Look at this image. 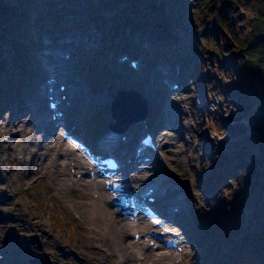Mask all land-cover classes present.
<instances>
[{"label": "rangeland", "instance_id": "1", "mask_svg": "<svg viewBox=\"0 0 264 264\" xmlns=\"http://www.w3.org/2000/svg\"><path fill=\"white\" fill-rule=\"evenodd\" d=\"M128 1L130 4H125L123 0H37L22 11L20 22L17 21L12 30V41L0 49L5 65L0 76L7 77L8 72L13 70V73H18L17 77L10 76L14 80L12 88L7 87L8 83L0 95V264H30L37 258L48 259L51 264H199V260L193 259L195 249L204 239L201 240L200 235V240L193 239L201 226L189 217L188 199L198 202L212 220H220L219 205L224 206L227 196L236 202L242 201V230L245 236L256 238L264 234V209H260L264 205V188L263 192L256 193L248 189L246 194L241 195L235 191V183L225 190L219 187L215 177L219 151L227 153L232 142L238 138L248 148L243 160L249 165L261 155L264 149V103L253 102L255 104L250 112L242 114L246 107L244 98L237 92L229 95L226 88L234 86V81H240V75L220 64L229 61L228 49L211 54L213 64L209 61L211 59L199 52L212 42L207 39L205 24L201 21L207 0H195L197 4L194 7L192 3L179 7L180 18L171 17L170 4L149 10L151 4L144 0ZM146 9L149 10L146 17L160 15L161 19H167L170 30L176 35L168 56L152 63L149 62L152 48L149 40L163 35L159 31L154 33L151 27L146 28L147 25L135 27L139 19H130L134 12L139 15ZM238 11L242 15L239 23L242 36L245 33L244 17L249 19L253 15L243 4ZM231 33L228 30L225 32L228 41L234 37ZM21 39L25 40L22 41L24 57L16 55L19 49L17 40ZM66 52L73 53L69 61L63 59ZM124 55L138 59L139 70L128 68L130 60L123 63L117 61ZM61 61L64 64L56 68L54 74L59 78L64 70L70 73L74 103L68 112L70 116L82 114L72 127L73 135L84 142L67 135L54 118L56 133H65L68 141L80 147L78 154L85 155L90 167L94 160L92 155L98 152H86L87 143L104 134L101 130L110 124L103 118L106 113L111 116L110 106L117 89L139 93L144 98L148 116L153 114L149 107L151 103L162 101L150 124L147 125L148 119L143 120V124L154 130L159 140V153L163 159L158 160L155 154L151 160L156 169H163L151 171L152 180L145 181L148 173L136 174L138 179H144L137 184L132 182L133 176L125 174V182L141 193L147 185H153L160 198L169 200V208L177 209L178 218L174 226L185 242L183 253L176 256L165 250L159 239L161 233L151 227L143 228L140 222L131 224L123 236L124 241L136 242L138 246L132 251L126 246L127 251L124 250L125 243L113 231L93 226L88 212L85 210L84 213L83 209L76 207L71 193L54 180L55 174L60 173L56 168L57 160L44 157L35 167L32 165L35 153L41 151L36 143L29 140L33 127L27 123V117L32 112L36 118L50 116L45 103V92L49 88L45 86V81L50 79L54 69L48 72L44 68L54 67ZM198 63L201 67L196 65ZM174 83L178 84V90L171 89ZM145 95L151 97L145 99ZM100 96L103 99L97 101ZM169 110L170 115L167 113ZM97 115L100 117L99 126L105 125L104 128L91 127L98 124ZM234 123H241L244 127L240 137L235 138L233 132L229 134L225 129ZM168 124H172L173 128H169ZM16 125L18 127L15 128ZM12 128L20 130L18 138L11 136ZM234 150L240 151L239 144ZM36 168L40 173L32 174ZM125 169L127 167L122 169L124 173ZM41 170L46 174L43 175ZM260 170L264 175V168ZM219 182L226 184L228 181L219 178ZM245 186L249 187L248 184ZM105 189H108L106 180ZM168 189L172 192L169 193ZM94 192L104 195L103 188L99 186ZM116 216L118 221L123 217L120 213ZM212 227L214 229L210 230V234L203 237L207 242L212 241L215 247L219 243L215 236L216 224L211 223L205 228L209 230ZM91 229L94 231L91 232ZM141 230L140 239H136L135 235L133 237V232ZM151 232L158 239L150 236ZM229 244L221 245L218 256L223 259L219 264H264V241H260L261 257L258 261L254 260L255 245H247L241 250L243 258H238V249L230 250ZM141 245H148L151 251L140 249ZM160 254L169 259L159 260ZM231 257H235L233 262Z\"/></svg>", "mask_w": 264, "mask_h": 264}, {"label": "trees", "instance_id": "2", "mask_svg": "<svg viewBox=\"0 0 264 264\" xmlns=\"http://www.w3.org/2000/svg\"><path fill=\"white\" fill-rule=\"evenodd\" d=\"M123 1L125 4H130L128 0ZM144 1L151 4L149 10H154L161 6H165L166 4H170V10L173 12L171 17L175 18H180V15L182 14L181 12H178L179 7H187L188 3H192L193 7L194 4H197L195 3V0ZM36 2L37 0H0V49L2 46L8 44L9 41H12V37H14L12 30L14 29L16 22L20 20V17L23 14L22 11L34 5ZM242 4L252 12L253 17L249 19L246 16L244 17L245 33L241 36L239 23L242 15H240L238 8ZM198 5L200 6V3H198ZM149 10L146 9L142 14L140 12L139 15L134 12L130 19H139L135 25L133 24L135 27L139 25H147L146 28L151 27V30L154 33L158 31L162 33L163 37L154 39L157 41V44H154L153 49L150 52L153 59H159L162 58V55L167 54L169 47L173 48L176 35H174L175 31L172 32L170 30L167 19H161L162 16L160 15L146 17ZM201 17V21L205 24L204 33L207 35V39L212 40V42L205 45L203 49L201 48L199 52L204 54V57L211 59L209 61L213 64L214 57L211 56V54L213 55L214 52L217 53L220 49H228L229 61L220 64L231 69L233 73L238 72L240 75V81H234V86H228L226 88L227 91L230 92L229 95L237 92V95L244 98L246 107L242 111V114L246 115L254 106L255 103L253 104V102L262 101L264 103V0H207ZM227 30L232 32L231 35H234L229 41L225 36ZM17 41L19 49L17 50L16 55L24 57V42H22L24 39ZM150 42L153 41L150 40ZM14 66L16 68L18 67L16 65ZM198 66L201 67L200 63H198ZM3 67H5V65L3 64L0 55V73L1 70H3ZM13 72L14 70L10 73L8 72L7 77L0 76V95L4 90L3 87L8 83L7 87L12 88L13 85H11V83L14 80H11L12 78L10 76H18V73ZM221 91L224 94L223 89H221ZM225 129L229 134L230 132H233L235 138L236 136L240 137L244 132V127L241 123L230 124ZM238 144L240 151L235 152L234 148ZM247 151L248 148H246L245 142L239 138L232 142L227 153H225L226 151H219V161L217 162L214 171L219 187H223V189L226 190L227 186L235 183V191H238L241 195L246 194L248 189L251 192L253 191V193L263 192L264 175L261 173L260 169L264 168V149L261 150V155L259 157L252 160L251 165L243 160V157L247 155ZM219 178H221L222 181L227 180L228 182L223 184V182H219ZM245 184H248L249 187L247 188ZM221 201H223V199ZM224 201V206L221 204L219 205V210H221L220 220H212L211 217L206 216L200 204H195L189 200L191 216L197 225L201 226V230L197 229L198 235L207 236V234H210V230H213L214 228L212 227L208 230L205 227H209L211 223L212 225L213 223L216 224L215 236L217 240H219V243L215 244V247H213V242L208 246L205 245V247H203V255H201L202 263L219 264L223 258L218 256V251L223 243H230V250L233 248L238 249L236 254L238 258H243L241 250L245 249L247 245H255L256 251L254 250V254L256 255V258H254V260L257 259L258 261L261 257V250L259 247L260 241H264V234H262V236L258 235L256 238H253L250 235L245 236V231L242 230L243 209L241 206L243 202H236L228 198V196ZM260 209H264V205H261ZM204 225L207 226L204 227ZM194 238L198 240L200 236L199 238L194 236ZM199 253L200 250L198 249V254ZM234 259L235 257H231L230 261L233 262Z\"/></svg>", "mask_w": 264, "mask_h": 264}, {"label": "bare ground", "instance_id": "3", "mask_svg": "<svg viewBox=\"0 0 264 264\" xmlns=\"http://www.w3.org/2000/svg\"><path fill=\"white\" fill-rule=\"evenodd\" d=\"M61 64H64V62H59L56 66L51 68H44L46 71L49 72L50 69H54L53 73L56 71L55 69L60 67ZM73 93V92H72ZM149 94V93H148ZM76 95V94H75ZM145 99H149L151 95H145ZM103 99V96H100L97 98V101H100ZM71 100L73 101L74 98L71 96ZM62 101H58V107H61ZM162 101L159 103H151L149 106L152 108L153 114L151 116H148L145 119L147 120V124L149 125L152 116H156L155 112L159 109ZM155 109V111H154ZM64 110L66 111L65 114V120L63 125V130L67 135H73L74 134V128L73 125L76 124L77 120L81 118L82 114L75 113L74 115L70 116L69 112L67 111L66 107H64ZM30 112V111H28ZM170 110L167 112L170 115ZM115 114V111H114ZM112 115V114H111ZM118 118L122 119L121 112L118 111L116 113ZM18 118V117H17ZM16 118V119H17ZM21 118V116H19ZM54 116L53 115H45L41 118H36L34 112L31 113L27 117V123L30 124L33 127V130H31V133L29 134V140L33 143H36L38 149L41 151L40 153H35L34 156V164L32 165L35 167L37 162H42L44 157H48L49 159H55L57 160V170H60V173L55 174L54 180L58 181L59 184L67 191L71 193L72 198L75 200V206L78 208L83 209V212L85 213V210L89 214V219L93 226L97 228H103L106 230L113 231L117 237H119L122 242L125 243V246L123 247L124 250H126V246L129 248L130 251L134 249V247H137L138 245L136 242H127L124 241L125 232L127 231L128 227L131 226L128 221H126L123 218H119L120 221L116 219V215L118 214L115 206L112 202V197L109 192V189H105V175L101 173L100 169L93 170V167H95V163H91L92 167H89V162L87 161L85 155L83 153L78 154L80 152V147L76 146L72 142L68 141L66 139L65 133H56L57 124L54 123ZM57 120V119H56ZM103 120L106 123H111L112 117L105 114ZM129 118L126 119L123 118L121 120V124L128 122ZM17 121V120H16ZM20 121V120H18ZM62 122V120H59ZM70 121V124H69ZM132 120L130 123H133L131 126L126 127L125 131H119L116 129H113L112 127H109L108 131H106V134L100 137H95L93 141L91 140V144L94 146V149H96L99 153H108L111 151L110 149H102L103 146H106L109 144V139L115 138L116 141H114V144L117 147H121V150L119 151L121 153V156H124L123 160L125 161V173L130 177H132V182H135V184L141 182L144 179H138L135 177L136 174H147L146 180H152L154 178L149 173L151 171L157 172L161 171L163 168L160 167L156 169V164L150 161V158L148 161L144 162L141 161L136 152L134 150H131L132 147L130 145L133 143V138L135 137V131L139 129H144V124L139 121ZM42 123V124H41ZM162 123V121H161ZM120 125V124H119ZM118 125V126H119ZM136 126V127H135ZM15 128L18 127V125L14 126ZM13 127V128H14ZM135 127V128H134ZM169 128H173L172 124H168ZM11 129L10 134L14 138H18L20 135L19 129ZM55 131V135H54ZM118 134H124L126 136V141H123L121 139V136ZM39 137H38V136ZM119 136V137H118ZM111 144V143H110ZM163 148V146H162ZM89 149V148H88ZM77 153V154H76ZM123 154V155H122ZM63 161V162H62ZM94 165V166H93ZM49 168V166H47ZM64 168V170L61 171V169ZM32 174L40 173L38 171V168L32 170ZM41 173L43 175L46 174V172H43L41 170ZM49 175V172L47 171V176ZM42 177V176H40ZM101 187L104 190V195H97L94 191L95 188ZM129 188L132 186L128 184ZM153 185H147L144 189V191H147L149 188H153ZM136 193H139V190H134ZM169 193L172 192V190H167ZM154 196L157 197V207L159 208V211L162 215L166 216L171 221H175V219L178 218V212H174L173 210H169V200L164 201L162 199L158 198V193L155 192ZM1 198H3V195H1ZM162 198V197H161ZM118 218V217H117ZM143 223L144 227H150L151 221L149 219L146 220ZM137 227H141L142 225H138ZM94 231V229H91V232ZM142 233L141 231H135L132 233L133 237L135 233ZM166 232V231H164ZM142 250L145 251H151V247L148 245H141L139 247ZM127 251V250H126ZM129 251V252H130ZM172 255L178 256L179 253H175L172 250H169ZM125 252V251H124ZM133 254V253H132ZM158 259L167 261L169 257H166V255L160 254L158 255Z\"/></svg>", "mask_w": 264, "mask_h": 264}, {"label": "water", "instance_id": "4", "mask_svg": "<svg viewBox=\"0 0 264 264\" xmlns=\"http://www.w3.org/2000/svg\"><path fill=\"white\" fill-rule=\"evenodd\" d=\"M113 117L117 119V123H121V120L123 118H129L133 116L134 113L137 111H141L142 114H144V100L143 98L134 91H126V90H117L116 96L114 98L113 102ZM115 111V114H114ZM121 112L122 119L118 118L116 113ZM119 119V120H118ZM46 262V263H45ZM32 264H51V262L47 260L42 259H35L31 261Z\"/></svg>", "mask_w": 264, "mask_h": 264}, {"label": "clouds", "instance_id": "5", "mask_svg": "<svg viewBox=\"0 0 264 264\" xmlns=\"http://www.w3.org/2000/svg\"><path fill=\"white\" fill-rule=\"evenodd\" d=\"M187 107V105H185V108ZM242 184V183H241ZM241 186V185H240Z\"/></svg>", "mask_w": 264, "mask_h": 264}]
</instances>
